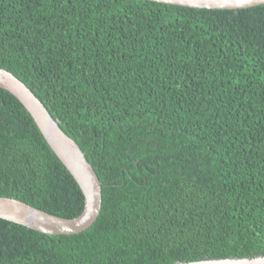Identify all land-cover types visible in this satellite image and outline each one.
I'll return each mask as SVG.
<instances>
[{"label":"trees","instance_id":"16d2710c","mask_svg":"<svg viewBox=\"0 0 264 264\" xmlns=\"http://www.w3.org/2000/svg\"><path fill=\"white\" fill-rule=\"evenodd\" d=\"M0 68L87 156L102 211L76 235L0 219V264L264 256V5L0 0ZM0 197L73 219L85 197L0 89Z\"/></svg>","mask_w":264,"mask_h":264},{"label":"water","instance_id":"95a60500","mask_svg":"<svg viewBox=\"0 0 264 264\" xmlns=\"http://www.w3.org/2000/svg\"><path fill=\"white\" fill-rule=\"evenodd\" d=\"M193 9L242 10L264 5V0H146ZM0 89L17 98L28 110L45 140L76 180L85 197L84 210L73 219L58 217L22 201L0 197V219L51 236L76 235L89 229L99 218L102 182L86 154L53 118L35 93L12 72L0 68ZM175 264H264V256L254 258L213 259Z\"/></svg>","mask_w":264,"mask_h":264}]
</instances>
